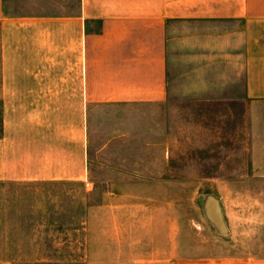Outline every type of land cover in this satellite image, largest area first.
<instances>
[{"label":"crops","instance_id":"1","mask_svg":"<svg viewBox=\"0 0 264 264\" xmlns=\"http://www.w3.org/2000/svg\"><path fill=\"white\" fill-rule=\"evenodd\" d=\"M0 99V195L90 199L20 264H264V0H0Z\"/></svg>","mask_w":264,"mask_h":264},{"label":"rangeland","instance_id":"2","mask_svg":"<svg viewBox=\"0 0 264 264\" xmlns=\"http://www.w3.org/2000/svg\"><path fill=\"white\" fill-rule=\"evenodd\" d=\"M16 101L18 100H12L11 114L7 116L8 126H19ZM3 110V100L0 99V126H3L4 122ZM125 166L132 167L133 175L139 177L141 181H145L149 176L146 161L125 164ZM175 166L177 168L179 164ZM178 174V171H172L173 176ZM175 181L177 180H172L173 183ZM172 197L173 212H176L173 220L178 224L173 227V233L179 230V224H181L185 233L192 235L194 228L199 229L196 225L197 221L210 219L211 213L201 211L198 201L195 203V198L198 196H182L186 209V217L183 218L180 217L178 205L180 196L173 194ZM89 201V196L83 194L82 189L68 184L43 183L23 187L13 183L10 188L6 189L5 195H0V208H6L5 210L0 209V264H20L25 261L21 257L29 252L44 250L45 247L50 250L49 247L52 248L55 244L48 241L74 233H83L74 231L76 227L74 218H78L81 214L77 209ZM140 202H148V197L141 195ZM222 213L225 219H221V222L227 223L229 211L226 202L223 212L216 211L218 215Z\"/></svg>","mask_w":264,"mask_h":264}]
</instances>
